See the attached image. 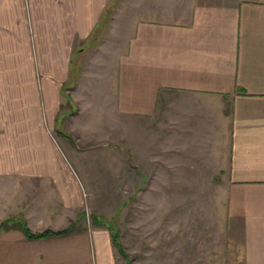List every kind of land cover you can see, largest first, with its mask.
I'll list each match as a JSON object with an SVG mask.
<instances>
[{
	"label": "crops",
	"instance_id": "crops-1",
	"mask_svg": "<svg viewBox=\"0 0 264 264\" xmlns=\"http://www.w3.org/2000/svg\"><path fill=\"white\" fill-rule=\"evenodd\" d=\"M110 2L0 0V264H116L56 139L119 136L108 115L134 161L224 187L228 260L264 264V0Z\"/></svg>",
	"mask_w": 264,
	"mask_h": 264
},
{
	"label": "rangeland",
	"instance_id": "rangeland-1",
	"mask_svg": "<svg viewBox=\"0 0 264 264\" xmlns=\"http://www.w3.org/2000/svg\"><path fill=\"white\" fill-rule=\"evenodd\" d=\"M131 2L111 0L108 18L129 10ZM112 40L102 42L104 52L112 50ZM111 119L108 115L104 123L119 129V136L86 138L76 129L70 140L58 134L56 139L87 194L89 225L98 223L111 233L116 264H244L228 260L224 187L216 180L200 185L202 180L180 165L150 168L143 153L134 161L132 120ZM68 141L86 161L67 153Z\"/></svg>",
	"mask_w": 264,
	"mask_h": 264
},
{
	"label": "trees",
	"instance_id": "trees-1",
	"mask_svg": "<svg viewBox=\"0 0 264 264\" xmlns=\"http://www.w3.org/2000/svg\"><path fill=\"white\" fill-rule=\"evenodd\" d=\"M95 225L98 226V223H96ZM75 224H71L67 229L65 230H61V231H51V230H46L43 232H40L38 234H32L31 231L29 230V228L26 225H19L20 229L23 231V233L26 235V237L30 240H38V239H47V238H52V237H60V236H64L67 235L71 232H73L75 230ZM6 225H2L0 227V231L5 228ZM114 242H116V240L114 239Z\"/></svg>",
	"mask_w": 264,
	"mask_h": 264
},
{
	"label": "built area",
	"instance_id": "built-area-1",
	"mask_svg": "<svg viewBox=\"0 0 264 264\" xmlns=\"http://www.w3.org/2000/svg\"><path fill=\"white\" fill-rule=\"evenodd\" d=\"M85 217H86V220H87L86 222H87V224L89 226L91 214L89 213L88 209H86V211H85Z\"/></svg>",
	"mask_w": 264,
	"mask_h": 264
}]
</instances>
